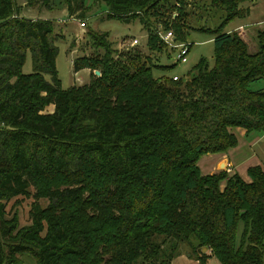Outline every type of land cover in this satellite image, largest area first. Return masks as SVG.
<instances>
[{"label": "trees", "instance_id": "obj_1", "mask_svg": "<svg viewBox=\"0 0 264 264\" xmlns=\"http://www.w3.org/2000/svg\"><path fill=\"white\" fill-rule=\"evenodd\" d=\"M64 1L71 17L91 10ZM158 1L94 4L109 18H139L157 58L169 48L154 28L162 20L148 18ZM246 1L212 0L224 23L246 16ZM211 31L214 65L200 61L187 81L154 76L152 55L117 54L107 33L90 32L95 51L73 67L91 78L65 90L52 22L21 18L14 0H0V264L24 255L35 264H174L185 246L199 264L204 247L221 264H264L263 169L249 168L246 182L198 166L238 144L235 128L264 132V86L251 88L264 83V22ZM32 187L48 205L19 228L7 202Z\"/></svg>", "mask_w": 264, "mask_h": 264}, {"label": "rangeland", "instance_id": "obj_2", "mask_svg": "<svg viewBox=\"0 0 264 264\" xmlns=\"http://www.w3.org/2000/svg\"><path fill=\"white\" fill-rule=\"evenodd\" d=\"M45 1L49 4L46 5ZM45 1L36 0L31 4L30 0H14V3L18 8L19 17L32 20L45 19L52 22L53 33L57 36V40L54 42L57 48L56 69L61 87L65 90L75 85L86 84L91 78L92 72L90 69L84 68L75 72L73 67L78 57L91 56V53L95 51L90 46V32L107 33V39L113 44L117 54L131 51L139 53L143 59H146L147 55H152L154 59L152 60L154 76L168 78L177 75L187 81L191 78L193 69L200 61L206 60L209 68L214 65L216 50L212 41V31L209 32L210 30L219 28L221 32H230L241 25L251 24L256 16L264 15V0H251L242 3L240 6L249 9V13L244 17L234 18L227 23H224L227 17L226 11L220 8L222 6L214 5L212 0H159L148 12L150 21L162 20L166 22V25H163L162 21L157 24L152 22L155 25L154 28L159 29V35H163L168 31H172L174 36L177 35L173 26L175 19L179 18L184 41H177V43L191 44L187 55L188 61L179 63L176 60L177 50L171 49L170 46L168 50L161 52L155 58L156 51H152L148 47V30L139 18L131 20L109 18L107 17L108 10L106 6L104 4L95 5L94 0H86V6H91V10L86 12L85 17L77 18V13L71 17L68 15L64 0ZM253 7V12H250ZM81 21L86 22L84 27L79 25ZM134 39L138 40V44L131 45ZM22 71L26 74L34 71L30 52H27ZM47 78L49 77L47 76ZM263 86L262 81L259 83L256 81L251 85V88L258 89ZM240 146L242 147V141ZM240 154L242 155V151ZM221 170L224 169L219 168L216 173ZM49 179H46V183L49 182ZM224 183H221V189ZM38 190L32 187L26 195L11 198L7 202V210L10 211L14 223L19 228H29L32 224V210L37 207L43 209L48 205V201L38 194ZM203 252L206 264H221L212 249L204 247ZM189 253V248L187 246L183 247L182 252L174 258L173 263L199 264V259L194 258ZM18 264L35 263L32 257L24 255L20 257Z\"/></svg>", "mask_w": 264, "mask_h": 264}, {"label": "crops", "instance_id": "obj_3", "mask_svg": "<svg viewBox=\"0 0 264 264\" xmlns=\"http://www.w3.org/2000/svg\"><path fill=\"white\" fill-rule=\"evenodd\" d=\"M253 10L254 7L251 8L250 12ZM262 22H264V15L256 16L251 24ZM233 132L238 136V144L235 147L226 153L203 155L198 165L204 175L215 174L223 165V169L230 175L238 173L244 181L250 182L249 168L260 166L264 171V132L247 133L245 129L239 127L235 128ZM241 141L242 147L240 146ZM241 151L242 155L240 154Z\"/></svg>", "mask_w": 264, "mask_h": 264}, {"label": "built area", "instance_id": "obj_4", "mask_svg": "<svg viewBox=\"0 0 264 264\" xmlns=\"http://www.w3.org/2000/svg\"><path fill=\"white\" fill-rule=\"evenodd\" d=\"M81 27L85 26L84 21H81L79 24ZM161 39L170 46L171 49L177 50L176 60L179 63H186L188 61L187 55L189 53V48L191 44L188 43H177L175 40V36L172 31L165 32L163 35H160ZM138 44V40L134 39L131 43V45ZM178 76L174 75L173 80L177 81Z\"/></svg>", "mask_w": 264, "mask_h": 264}, {"label": "water", "instance_id": "obj_5", "mask_svg": "<svg viewBox=\"0 0 264 264\" xmlns=\"http://www.w3.org/2000/svg\"><path fill=\"white\" fill-rule=\"evenodd\" d=\"M96 75H100L99 71H95ZM221 168H223V165H221Z\"/></svg>", "mask_w": 264, "mask_h": 264}]
</instances>
